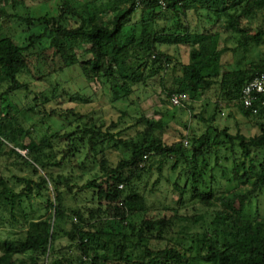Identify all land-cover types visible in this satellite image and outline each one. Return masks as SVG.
Returning a JSON list of instances; mask_svg holds the SVG:
<instances>
[{"label": "trees", "instance_id": "1", "mask_svg": "<svg viewBox=\"0 0 264 264\" xmlns=\"http://www.w3.org/2000/svg\"><path fill=\"white\" fill-rule=\"evenodd\" d=\"M8 5L13 10L30 7L25 0H0V21L18 17L28 37L20 43L12 33L0 34V158L10 155L16 166L11 175H0V229L26 223L28 227L15 232L14 237L9 233L2 241L0 264H190L194 260L264 264V219L259 214L249 217L216 208L210 227L190 240L175 235V216H150L147 197L132 187L148 162L159 157L160 167L162 162L175 159L171 169L181 168V176L174 183L180 201L192 189L194 196H200L201 205L217 206L212 200L218 191L215 185L220 180L215 170L219 167L223 177L231 172L228 182L250 184L246 197L264 190V94L256 102V113L246 108L241 98L244 85L264 73V50L258 61L238 59L229 66L222 62L226 51L236 56L264 45V0H168L165 9L159 0H60L56 15L47 9L39 16L19 11L12 14ZM46 5L40 7L45 9ZM137 10H141L143 21L148 13L153 15L148 19L167 22L173 18V24L165 22L161 30L138 28L132 24ZM189 11L204 18L202 29L191 31ZM163 12L171 16H156ZM207 24L219 26L210 30ZM230 41L234 46L227 44ZM180 44L190 47L188 62L162 50L163 45ZM79 49L88 55L86 61L79 58ZM42 62L48 71L43 70ZM169 65L176 73L181 72L174 85L166 89L171 104L175 93H187L188 99L179 105L186 109L182 106L189 100L203 97L213 87L217 90L214 112L196 114L200 125L196 129L185 127L172 142L164 139L168 126L162 116L141 114L135 126L142 128L133 135L125 134L127 129L113 132L118 127L115 123L103 130L105 122L82 125L76 119L73 128L53 132L46 119L58 116L69 126L72 117L66 119L68 114H75L74 109H46L42 103L49 101L47 96L35 97V106L23 112L11 102L17 90L28 87L20 82L28 70L38 80L77 70L78 78L84 80L80 89L96 80L107 85L113 101H117L129 99L139 86H147ZM34 66L39 68L34 71ZM70 89L67 93H75ZM221 107L237 108L245 117L254 118L259 132L247 136L217 126ZM36 109L43 117L38 116L27 127L24 121ZM37 122L46 125L44 132L37 133ZM109 148L119 150L121 157L116 164L106 156ZM211 156L215 161L209 167ZM70 158L81 167L92 161L101 168V175L80 188L93 191L99 200L97 207L85 212L65 201L67 195L76 196L72 178L61 171ZM221 158L231 162V170L220 163ZM21 170L27 173H19ZM180 180L185 183L181 185ZM20 183L25 186L18 191ZM24 198L42 200L45 213L28 217ZM62 238L75 242L76 257L65 256L57 244Z\"/></svg>", "mask_w": 264, "mask_h": 264}, {"label": "rangeland", "instance_id": "2", "mask_svg": "<svg viewBox=\"0 0 264 264\" xmlns=\"http://www.w3.org/2000/svg\"><path fill=\"white\" fill-rule=\"evenodd\" d=\"M43 3H47L46 8L42 9L40 6H43ZM60 0H25V4H28L30 7H24L22 9L13 10L11 5L7 6V10L12 14H17L16 11L24 13L23 15L33 14V15H42L45 10H50L52 14L56 15L58 13V4ZM42 9V10H41ZM193 11H189L188 16L191 20L189 25L191 31H197V29H202L200 27L203 25L204 18H199ZM141 10H137L135 16L133 17L132 24H137L138 28H157L162 29V26L165 24L166 19H154L160 20L159 22H152L148 17L153 16L148 13L145 14L144 18L146 21L141 19ZM157 17L167 18L171 14L168 12H163ZM0 21V34L4 32L12 33L16 37V40L21 42L27 41V35L24 34L20 26H24L23 20L20 21L22 25L19 24L18 17H4ZM175 18V17H174ZM137 21V22H136ZM174 19L171 18L167 20L166 24L172 25ZM210 30L217 29L219 24L208 25ZM35 33H40V30L35 29ZM45 45H48L47 41H44ZM229 46H234L232 41L227 42ZM189 49L187 45H173L172 47L163 45L162 50H166L169 53L177 55L180 60L183 62L189 61ZM264 50V45L260 47H255L252 51L247 54L240 53L239 55L233 54L232 51H226L223 55L222 62L225 65L228 63L234 64L238 59L243 61H258L261 52ZM79 58L82 61H86L88 55H84L82 50H78ZM37 62H34V65ZM43 63V62H42ZM230 65V64H229ZM228 65V66H229ZM43 70H47V65L43 63ZM39 68V67H38ZM38 68L34 66V71ZM33 72V71H32ZM31 70L25 71L20 78L22 84H27L28 87L17 90L11 96V102L16 104L21 112L30 108V106H35L36 102L34 101L35 97L47 96L49 101L42 103L46 109L51 107L61 108L63 111L67 109H74L75 114H68V119L72 123L68 126L67 122L58 116H53L49 119H46L47 127L50 125L52 130H66L71 129L75 125V119L78 120L79 124L83 123H96L100 125L102 122H105L103 130H107V127L115 123L118 127L113 129V132H121L123 129H127L125 134H134L137 129H141V126H135L137 122V117L141 114L146 116H156L161 117L165 120V123L168 127L165 128L164 139L166 142H172L175 139L180 137V132L185 130L184 128H197V117L195 116L198 113H204L208 115L213 113L215 110L217 101V90L216 87L210 89L204 94L203 97L197 100H189V103H186L181 108L179 106H174L170 103L169 97H167L166 89L171 88L174 85L175 79L179 76L173 70L172 65L168 66L167 69H163L161 73L153 79L149 80L147 86H139L137 90L130 95V98L127 100H117L113 101L112 93L109 90L107 85H103L99 81L92 80L88 82V88L80 89V86L83 85L84 80L78 78L79 72L77 70L66 71L65 74L51 75L46 77L44 80H38L33 76ZM178 72V71H177ZM39 74L38 72H35ZM47 73V72H45ZM176 75V76H175ZM71 88L75 93H67V90ZM71 91V92H72ZM79 93H76V92ZM34 99V100H33ZM28 111V110H27ZM126 113V115H125ZM70 115H74L70 116ZM81 115V117H79ZM31 118L24 121L27 127L33 124L36 121V118L39 116L43 117L42 114H39V110L36 109L32 114ZM253 119L245 117L242 115L237 108H228L221 107L217 111L216 125L219 127H228L231 133L242 132L247 136L255 135L259 132L257 124ZM81 122V123H80ZM184 124H188L185 126ZM46 125H41L40 122H37V133H42L46 129ZM134 126L135 128H132ZM65 128V129H63ZM194 129L188 133L192 135ZM186 134V133H185ZM42 135V134H41ZM40 137V136H39ZM38 137V138H39ZM184 140H189L185 138ZM183 140V141H184ZM11 147V145H9ZM64 143L59 147L62 148ZM23 155L27 154V150L23 151ZM62 154L58 156L60 158ZM106 156L110 158L115 164L120 159L119 150L115 149H106ZM213 156L209 158V167L214 165ZM83 157L78 161L81 163ZM13 158L10 155H5L0 158V175L8 176L13 173L16 166L12 163ZM175 159H171L168 162H162L160 167L161 160L159 157L152 158L147 167L139 177L134 178L133 188L145 194L147 197L148 203V214L152 217H162V216H175L176 219V236H184L190 239L191 236L196 238L197 234L208 229L210 227L209 223L214 218L216 208H223L232 211L237 215H246L249 217H254L259 214L261 219H264V190L258 195H253L252 197H246L247 192L250 190V184H239L238 181H227L228 176H231L229 171L226 177H223L221 174V168H217L215 173L219 178V184L215 185L218 191L214 193L213 202L216 203L215 207H206L201 205L200 196H194L191 194L185 196L182 201L179 200V191L176 190L174 183L179 175L181 168L172 170L171 166L173 165ZM74 158L67 160L66 166L62 168V172L66 175H69L72 178L71 184L74 186V192L76 196L67 195L65 201L71 208H80L81 210L88 211L90 208L97 207L99 200L97 197H93V191L85 190L81 191V186L86 183L89 179H92L94 176L101 175V168L98 163H93L88 161L87 164L83 167L79 165L80 163ZM221 164H225L231 170V162L226 161L225 159H220ZM56 171H59L60 168L54 167ZM19 173L26 174L27 170H21ZM29 174V172H28ZM158 178L159 181L157 180ZM156 182V183H155ZM181 185L185 183L184 180L179 181ZM25 186L24 183H20L16 186V190L21 191ZM53 197V191L50 192ZM24 209L28 217L37 218L40 214L45 213V205L42 200L38 198L26 199L24 198ZM209 211V213L207 212ZM76 220V219H75ZM3 229H0V244L7 237L9 233L10 236L14 237L15 232H19L20 229L28 227V224H20L16 227H11L6 225ZM23 226L22 228H20ZM191 240V239H190ZM189 240V243H190ZM59 247L63 248V253L66 257H76L78 255L75 242L68 241L66 238H62L57 241ZM1 253V248H0ZM190 264H210L209 262L203 260H194Z\"/></svg>", "mask_w": 264, "mask_h": 264}, {"label": "built area", "instance_id": "3", "mask_svg": "<svg viewBox=\"0 0 264 264\" xmlns=\"http://www.w3.org/2000/svg\"><path fill=\"white\" fill-rule=\"evenodd\" d=\"M142 0H138L141 2ZM168 0H159L163 9L167 7ZM181 2V0H179ZM264 94V73H260L249 83L244 85L242 89L241 98L246 108L252 109L253 113L258 111L256 102L259 101V97ZM188 99L187 93L179 92L172 95V104L175 106L182 105V103ZM264 104V101H262Z\"/></svg>", "mask_w": 264, "mask_h": 264}, {"label": "crops", "instance_id": "4", "mask_svg": "<svg viewBox=\"0 0 264 264\" xmlns=\"http://www.w3.org/2000/svg\"><path fill=\"white\" fill-rule=\"evenodd\" d=\"M179 73H181V72H178V75H179Z\"/></svg>", "mask_w": 264, "mask_h": 264}]
</instances>
